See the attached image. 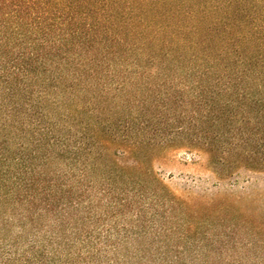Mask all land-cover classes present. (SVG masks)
Here are the masks:
<instances>
[{
	"label": "trees",
	"instance_id": "1",
	"mask_svg": "<svg viewBox=\"0 0 264 264\" xmlns=\"http://www.w3.org/2000/svg\"><path fill=\"white\" fill-rule=\"evenodd\" d=\"M178 146L264 172V0H0V264H264Z\"/></svg>",
	"mask_w": 264,
	"mask_h": 264
},
{
	"label": "rangeland",
	"instance_id": "2",
	"mask_svg": "<svg viewBox=\"0 0 264 264\" xmlns=\"http://www.w3.org/2000/svg\"><path fill=\"white\" fill-rule=\"evenodd\" d=\"M153 167L160 180L179 198L228 202L241 210L242 215L236 217L238 221L252 217L254 223H264V172L238 168L228 177H219L206 152L184 146L162 152L153 161Z\"/></svg>",
	"mask_w": 264,
	"mask_h": 264
}]
</instances>
